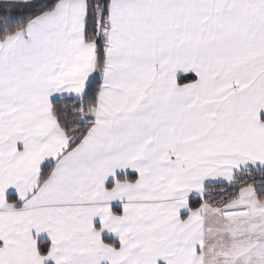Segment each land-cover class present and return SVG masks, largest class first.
Wrapping results in <instances>:
<instances>
[{"label": "snow or ice", "instance_id": "1", "mask_svg": "<svg viewBox=\"0 0 264 264\" xmlns=\"http://www.w3.org/2000/svg\"><path fill=\"white\" fill-rule=\"evenodd\" d=\"M0 264H264V0H0Z\"/></svg>", "mask_w": 264, "mask_h": 264}]
</instances>
